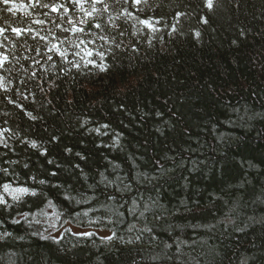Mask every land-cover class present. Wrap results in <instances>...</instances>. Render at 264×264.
Masks as SVG:
<instances>
[{
	"label": "clouds",
	"instance_id": "9594fccd",
	"mask_svg": "<svg viewBox=\"0 0 264 264\" xmlns=\"http://www.w3.org/2000/svg\"><path fill=\"white\" fill-rule=\"evenodd\" d=\"M134 6L129 0H120V5L113 7L118 19L129 25L127 28L120 25L119 31L115 21L109 25L100 19V14L108 11L107 2L102 6L97 13L102 34L98 36L93 29L92 38L103 40L104 44L95 53L86 44L80 49L74 47L81 39L80 34L76 38L66 36L61 43V48L67 51V62L63 58L58 62L48 60V54L40 50L48 45L39 40L33 44L37 55L49 64L47 70L40 73L45 85L36 80L31 68L21 65L5 69L3 84L8 91L0 92L4 98L0 103L6 101L11 105L7 98L15 96L17 105H23V111L18 107L14 109H19L26 121L22 128L11 127V142L25 146V152L43 153L40 157L48 165H55L57 161L49 158V150L53 142L61 144V137L67 132L66 137L78 139L76 144H63L60 149L63 156H76L87 162L82 149L91 145L100 150L99 157L106 158L104 150L111 149L118 153L116 158L123 160L127 156L135 166L128 168L125 164L121 175L120 164L111 165L115 179H108L101 172V179L94 183H89V176L81 169L79 176L73 174L69 183L64 177L56 180L59 182L45 178L41 173L47 171L46 166L32 174L29 163L23 158L9 160L10 171L7 172L0 165V264H107L109 256H123L124 264H264V63L253 56L255 80L230 85L223 99L212 84H208L213 102L207 104L199 98L192 101L198 117L191 123L172 111L173 105L168 104L173 100L171 94L163 100L157 97L162 105H167L163 110L151 100L128 108L118 101L126 100L147 77V69L137 58L131 52L127 56L123 52L133 47L134 40L148 39L139 36V28L133 26L141 24L138 17H132L131 13L119 15ZM92 7L89 3L88 9ZM4 11L9 14L5 23L9 19L17 25L25 18L32 21L24 4H14ZM18 12H22L20 19H16ZM108 19H112L111 13ZM45 35L50 33L45 30ZM82 40L91 44L87 36ZM231 44L234 48L240 47L237 40H232ZM148 47H152L151 44ZM109 49L113 55L111 63L106 65L103 58ZM89 50L93 52L91 57L87 55ZM97 59L103 70L88 64L89 60ZM234 63L232 58L230 64ZM53 64L62 75L53 74ZM24 77H27L24 86L17 84L13 89V80ZM113 78L116 85L107 99L110 111L105 108L104 97L91 100L83 109L76 106L75 92L80 88L91 91L90 80L107 83ZM57 93L66 97L69 109L62 111L56 107ZM54 112L63 121V131L45 124V116H53ZM110 112H122L125 119L113 122ZM2 115L11 118L16 113L12 111L9 116V112L4 111ZM37 122L46 136L37 130ZM145 125H148L145 133L152 134L153 143L161 141L158 147L146 149L148 140L137 139L135 130ZM53 130L56 135H52ZM10 141L5 143L12 147ZM135 151L140 155L136 156ZM15 165L30 170L27 179L17 173ZM58 167L63 174L66 169L62 165ZM228 169H232L233 174H229ZM53 172L55 175L51 176L61 175ZM193 174L202 178L205 186L202 198L206 202L197 201L191 207L185 204L184 211H210L211 215H193L194 220L207 222L193 225L203 227L204 236L190 244L176 239L173 250L172 244L153 236V231L160 226L158 222L164 221L173 209L158 200L149 204L135 193L159 195L160 190L187 181ZM81 177L83 183H80ZM14 187H26L28 191L17 196ZM83 205L88 207L83 208ZM145 213H149L150 220ZM84 232L91 235L79 234ZM97 232H100L99 238Z\"/></svg>",
	"mask_w": 264,
	"mask_h": 264
},
{
	"label": "trees",
	"instance_id": "16d2710c",
	"mask_svg": "<svg viewBox=\"0 0 264 264\" xmlns=\"http://www.w3.org/2000/svg\"><path fill=\"white\" fill-rule=\"evenodd\" d=\"M106 2L108 11L101 13L100 19L109 25L115 21L118 31L120 25L127 28L129 25L118 19L117 12L113 11L114 6L120 5V0H103L101 4L96 5L97 12L91 18L84 17L78 8H72L70 0H42V3L48 5L53 3L57 5L64 4L70 9L67 13L63 11L53 13L50 7H41L34 0H10L7 5L0 0V28L5 29L4 34L0 35V45H2L0 51H3L9 57L5 69L19 68L21 65L25 69L31 68L33 70L32 73L36 74V80L41 85H45V81L40 79V73L46 71L49 64L44 63V60L37 55V51H34L32 45L38 39H33V37L37 34L45 35V30L50 33V39L57 35H59L61 40H64L66 36L73 37L70 31L67 33L61 31V29L69 28L67 20L70 19L79 24L81 19H91L93 25L98 24L97 13H100L102 6ZM129 3H132L131 0H129ZM14 4H24L27 11L32 15V21H27V18H25L24 21L17 25L9 19L5 23V19L9 14H6L4 10ZM28 5H31V7H28ZM85 8L88 9V4H85ZM108 13L112 15L111 20L108 19ZM129 13L134 18L138 17L139 20L147 21L151 27L142 23L133 25L139 28V36L148 37V39L143 42L136 39L131 49H123L126 56L128 52H131L133 57L137 58L138 63L147 69V77L144 82L138 88L133 89L126 100L118 101V103H123L128 108L134 107L138 102L146 103L151 100L161 106L163 110L167 105H162L161 101L157 100V97L159 96L163 100L164 97L171 94L173 95V100H169L168 104L173 105L172 111L178 112L179 115L191 123L197 120L198 117V113L194 111L192 101L199 98L201 102L207 104L213 102L208 84H212L217 95L223 99L227 96L226 89L230 85H237L242 80H255V69L252 67L253 56L259 57V61L264 63V0H142L139 5L135 4L134 7L128 8L127 11L119 13V15L127 16ZM21 16L22 12H18L16 19H20ZM40 20L43 21V24L35 23V21ZM80 26L86 29L80 35V38L83 39L87 36L91 39V44H87L86 41V46L90 47L95 53L103 46L104 41L93 39L92 31L95 29L99 36L102 34L101 28H90L87 24ZM13 27L31 28L32 34L17 38L11 31ZM242 31L244 33L243 36L241 35ZM232 40H237L240 47L234 48L231 44ZM149 44L152 47H148ZM40 50L46 52V49L41 48ZM249 53L253 55L250 56ZM112 55L111 49L105 53L103 59L106 65L111 63ZM232 58L235 59L236 63L231 65ZM69 59H71V53H69ZM17 60L20 61L19 64L14 63ZM37 60L39 63L36 62ZM58 61L59 58H55L53 62ZM96 62L98 64L100 62L99 59ZM124 62L127 63L128 61L125 60ZM53 67V74L62 75L59 73V68L55 67V64H53ZM5 69L0 71V75L5 74ZM51 75H49V78ZM24 79H27V77L20 80L14 79L13 89H15L17 84L23 87ZM81 82L83 83V80ZM88 84L91 91H86L84 88H80L78 92L74 90L76 106L83 109L91 100L104 97L105 108L110 111L107 99L111 96L112 90L116 85L115 78L109 79L107 83L103 80L97 81L93 79ZM27 94V91H25V95ZM57 96L58 101L54 99L56 107L61 108L62 111L69 109L70 106L65 103L66 97L59 93H57ZM3 99V96H0V101H3ZM13 99H15V96H13ZM34 100L35 97H33ZM182 101L184 102L182 103ZM25 106L31 107V105L27 104ZM4 111H8L9 116H11L12 111L16 115L11 118L4 117L2 115ZM22 115L19 109H14V106L8 105L6 101L0 103V127H24L26 121L22 119ZM52 115L45 116L46 126L63 131V121L59 118V115L55 112ZM110 116L113 122L125 119L122 112H110ZM5 120L9 124H5ZM147 127L148 125H145L144 128L135 130L137 139L148 140V144L145 146L146 149L156 148L161 141L157 140L153 143L152 134L145 133ZM36 128L42 135H47L42 132L43 129L39 122L36 123ZM56 134L57 132L53 130L52 135ZM67 135V132H65V136L61 137V144H57L59 141H55L49 150V158H55L57 161L55 165H48L47 161L40 157L39 153H33L32 150L25 152V146L17 145L11 141L10 143L14 145V151L3 150L6 155L0 153V165L8 167V164H3L4 160H19L23 158L29 163L32 174L40 172L41 167L46 166L47 171L41 173L45 178L59 182L56 180L64 177L67 178L69 183L72 182L73 174L79 176L81 169L89 176V183H94L101 179V172L108 179H115L116 173L112 171L111 165L120 164L121 175L124 174L125 164L128 168L135 166L133 160L127 156L123 160L116 158L118 153L111 149L104 150L106 158L104 156L99 157L100 150L95 149L91 145L82 149L84 155L88 157L87 162L80 160L76 156L71 158L63 156L60 151L63 144H76L78 139L66 137ZM171 139L172 137L169 136V140ZM135 155L139 156V151H135ZM57 165H62L63 169H66L63 174L61 173L62 168L57 167ZM76 165H79V168H76ZM14 167H16L19 175L27 179L28 171L30 170L24 169L19 165ZM53 171L61 173V175L51 176ZM228 172L233 174L232 169H228ZM80 183H83L82 177L80 178ZM204 187L202 178H197L193 174L188 176L187 181L182 180L180 184H173L160 190L159 195L156 192L135 193L142 199H147L149 204H153L158 200L161 204L173 209L170 215L165 216L164 221L158 222L160 226L153 231V236L156 239L172 244L173 250H175L174 241L176 239H183L186 244H190L192 241L204 236L206 230L203 227H193V225L207 222L194 220L192 216H210L211 212L187 213L184 211L185 204L191 207L197 201L206 202L202 198ZM117 195H119L118 192ZM148 197L152 199H148ZM130 203L131 200H129ZM82 207L87 208L88 206L83 205ZM127 214L126 206L125 215ZM145 217L146 219H151L149 213H145ZM107 264H124V257L109 256Z\"/></svg>",
	"mask_w": 264,
	"mask_h": 264
},
{
	"label": "snow or ice",
	"instance_id": "6c2138e0",
	"mask_svg": "<svg viewBox=\"0 0 264 264\" xmlns=\"http://www.w3.org/2000/svg\"><path fill=\"white\" fill-rule=\"evenodd\" d=\"M2 2L5 5H7V4H9L10 0H2ZM34 2L37 4H40V6L44 7V8L50 7L51 11L53 13H58L60 11L67 13L70 10L64 4L57 5V4L53 3L51 5H48V4L42 3V0H34ZM70 2L72 5V8H78L80 10V12L83 13L84 17L91 18L93 16V14L97 12L96 5L101 4L103 2V0H70ZM131 2L139 5L142 2V0H131ZM89 3H91L93 5L91 10L85 8V4H89ZM105 10H107V9H105ZM140 22L142 24H144L145 26L151 27L148 24V22L145 20H141ZM35 23L43 24V22H41V21H35ZM67 23L69 25V28L61 29V31H63L65 33L70 31L73 34L74 38H76L77 34L81 35L86 31V29L84 27H81L80 25L87 24L88 27H90V28L95 27L97 29L101 27L100 24L93 25L91 23V19H89V20L81 19L79 21V24L74 22L73 20L69 19V20H67ZM57 27H59V25H57ZM11 31L17 38L32 34V29H30V28L26 29V28H20V27H13L11 29ZM4 32H5V29L0 28V35H3ZM33 39H38L41 42V44H47L48 45V47L46 48V53L48 54L47 55L48 60L54 61L55 58H59V59L63 58V59H65V62H67V51H66V48L65 49L61 48V43L63 42V40L60 39L59 35L50 39L49 35L37 34L36 36L33 37ZM85 44H86V42L84 40L80 39V40H78L77 44L74 47H76L77 49H80L81 46L85 45ZM0 47H2V45H0ZM34 51H36V50L34 49ZM87 55L89 57H91L93 55V52L91 50H89L87 52ZM8 59H9L8 55H6L3 51H0V71L4 70L6 68ZM88 64H90L91 66H94V67H101V70H103L102 66L98 65L96 61L89 60ZM74 67L78 68L79 65H74ZM32 75L34 77H36L35 73H32ZM3 80H4L3 75H0V92L8 91V89L3 84ZM25 98H27V97L25 96ZM7 99L10 100L11 105H13L14 107H18L19 109H21L23 111V105H17L16 101L14 99H11L10 97ZM4 123L6 124L7 122L5 121ZM11 131L12 130L10 127H0V153H3L5 155H6V153L3 152V150H5V149L7 151H11V152L14 151V145H12V147H9V145L7 143H5V141H10ZM40 155H43V153H40ZM8 161L9 160H4L3 164H8ZM12 162L15 163V161H12ZM48 162H49V164H51V161H48ZM57 167H58V165H57ZM5 171L6 172L10 171V169H8V167H5ZM51 175H55V173L53 172V173H51ZM4 187L7 189L8 185L6 184ZM27 191H28V188H26V187H19V188L14 187L13 188V192H15L17 194V196H23L24 193H26ZM87 214L88 213L85 212V215H87ZM79 234L85 235V236L91 235L90 233H87V232L79 233Z\"/></svg>",
	"mask_w": 264,
	"mask_h": 264
},
{
	"label": "rangeland",
	"instance_id": "374dc122",
	"mask_svg": "<svg viewBox=\"0 0 264 264\" xmlns=\"http://www.w3.org/2000/svg\"><path fill=\"white\" fill-rule=\"evenodd\" d=\"M99 236H100V232H97L96 237L99 238Z\"/></svg>",
	"mask_w": 264,
	"mask_h": 264
}]
</instances>
